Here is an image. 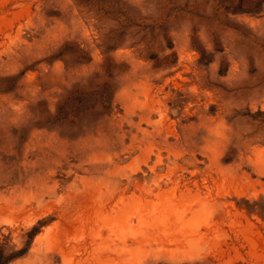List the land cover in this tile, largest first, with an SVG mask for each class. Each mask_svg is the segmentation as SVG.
Here are the masks:
<instances>
[{
	"label": "rangeland",
	"instance_id": "1",
	"mask_svg": "<svg viewBox=\"0 0 264 264\" xmlns=\"http://www.w3.org/2000/svg\"><path fill=\"white\" fill-rule=\"evenodd\" d=\"M25 246L264 264V0H0V248Z\"/></svg>",
	"mask_w": 264,
	"mask_h": 264
},
{
	"label": "trees",
	"instance_id": "2",
	"mask_svg": "<svg viewBox=\"0 0 264 264\" xmlns=\"http://www.w3.org/2000/svg\"><path fill=\"white\" fill-rule=\"evenodd\" d=\"M39 231L38 226H34L29 232L28 236L32 239ZM31 240H28L27 245H29ZM28 246L21 249L12 251L11 253H6L4 249L0 248V264H9L13 259L21 257L27 252Z\"/></svg>",
	"mask_w": 264,
	"mask_h": 264
}]
</instances>
